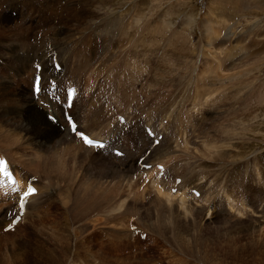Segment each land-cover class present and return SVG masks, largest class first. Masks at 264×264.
<instances>
[{
	"label": "rangeland",
	"instance_id": "1",
	"mask_svg": "<svg viewBox=\"0 0 264 264\" xmlns=\"http://www.w3.org/2000/svg\"><path fill=\"white\" fill-rule=\"evenodd\" d=\"M216 23L223 33L212 45H222L209 47L212 50L209 51L201 30ZM50 39L52 41L46 43ZM55 41L60 47L65 43L64 47L75 54L81 51L77 58L85 54L81 60L84 73H68L65 67L70 66L62 55L59 58L60 51L59 56L55 52ZM33 49L43 51L42 59L33 60L30 56ZM209 52L222 57V65L210 58ZM46 56L49 61L43 59ZM70 58L74 61L73 54ZM232 60L236 65L231 66ZM54 62L62 66L59 72L54 70ZM35 63L42 67L43 82L48 81L46 76L57 81V95L62 96L61 85L66 80L80 85L81 93L79 98H74L77 101L74 100L71 108L72 113L77 114L76 121L91 136L108 140L111 150L122 151L126 159L103 150L95 152L94 148L74 140L63 119L61 106L49 98L47 91H42L38 99L31 93ZM129 71L138 76L132 78L131 83L127 80ZM233 72L241 74L244 84L234 83L235 87H230L227 78L233 76ZM209 73L216 74V79L222 82L208 79ZM159 74L165 79L172 78L170 87L165 83L160 90L150 85L152 76L158 78ZM114 80L118 92L111 103L116 105L115 112L126 113L123 126L117 125L114 114L107 116L108 108L102 103L104 86ZM211 80L213 85L209 84ZM207 89L212 91V97ZM218 89L226 95H220ZM233 90H238V99L245 98L239 99L236 105L229 96ZM169 97L179 98L176 104L182 106L173 105L172 111L162 112L156 105L148 110L144 109L146 105L142 106L145 100H157L159 105L165 106ZM32 99L36 101L29 108L28 101L31 103ZM114 100L119 103L115 104ZM230 101L234 107H228ZM41 102H47L49 109ZM51 110L58 125L47 119ZM140 122L154 125L150 126L154 135L163 137L160 144L152 147L153 139L147 136ZM125 128L126 138L121 134ZM65 131L69 134L67 141L62 138ZM116 132L124 138L120 142L113 138L115 134L112 136ZM203 142L205 148L201 145ZM206 142L214 149L208 150ZM183 145L187 147L182 148ZM67 146L72 151L66 155L63 148ZM148 149L151 155L146 154ZM0 151L6 154L0 152L8 157L10 166L14 167L12 171L18 172L22 183L42 169L46 159L48 161L47 169H42L44 177L41 176L40 185L36 183L40 188L38 194L29 198L25 213L29 207L30 211L26 219L13 231H5L2 223L9 221L7 212L13 211L15 206L9 205L10 200L4 196L0 197V264H264V0H0ZM223 153H227V159L221 162L217 157ZM54 154L56 159L62 158L63 166H54L51 158ZM142 157L144 161L139 162ZM28 160L33 161L30 171L25 170ZM156 162L164 170L160 179L156 177ZM139 163L153 165L151 169L140 171ZM182 169L194 175L188 173L186 178L188 175ZM144 172L148 181L141 176ZM177 176L181 182L175 185L177 189L173 194L170 190ZM49 184L52 185L51 198L47 193L42 194ZM80 187L85 196L79 194ZM7 189L0 184V191ZM155 189L164 193V197ZM192 189L198 190V199L194 198ZM41 194L45 197L39 198ZM91 196L92 199L87 200ZM174 197H178L177 202ZM43 198L45 209L42 211L38 209ZM49 201L51 206H47ZM177 218L178 222L183 219L184 223H180L191 230L187 228L183 234L174 232L172 228L178 223ZM132 223L145 231V238L130 230ZM208 237L216 239L208 243Z\"/></svg>",
	"mask_w": 264,
	"mask_h": 264
},
{
	"label": "bare ground",
	"instance_id": "2",
	"mask_svg": "<svg viewBox=\"0 0 264 264\" xmlns=\"http://www.w3.org/2000/svg\"><path fill=\"white\" fill-rule=\"evenodd\" d=\"M157 1H159V0H157ZM141 17V16H140ZM138 20V19H137ZM219 20H221V18H219ZM221 32L223 33V30H222V28H218L217 27V23L216 24H213L212 25V27L211 28H209V29H203V30H201V33H202V35H203V38H204V41H205V39H206V41H207V47L209 48V47H215V48H218L219 46H221L222 45V43L221 44H215V45H212L213 44V41L214 40H218L219 38H220V34H221ZM235 33V32H234ZM94 34V33H93ZM226 34H227V36L226 37H228L229 35H228V32H226ZM234 35V34H233ZM96 36H99V35H96ZM66 38V37H65ZM98 38V37H97ZM90 39V38H89ZM53 40H55V39H53ZM62 40V39H61ZM220 40V39H219ZM69 42V41H68ZM194 43V42H193ZM199 43H201V42H199ZM46 44V43H45ZM64 45H65V43H63V47H60V45H58L57 43H56V41H55V52L56 53H58V56H59V51H60V56H59V58L61 57V55H62V58H63V60H65L66 62H68V64H69V66L70 67H65L64 66V63L62 64L66 69H67V71H68V73H70L71 75H73L74 73L75 74H80L81 72H83L84 73V69H85V67L84 66H82V64H81V60L83 59V57L85 56V54L84 53H82L80 56H81V58H77V56H78V54L81 52H79L78 51V53H76L75 54V52H71L70 51V49H67L66 47H64ZM48 46V45H47ZM68 46H69V44H68ZM72 46V45H71ZM73 48V47H72ZM234 48H236V46L234 47ZM53 49V48H52ZM65 49V50H64ZM192 49V48H191ZM194 49V48H193ZM74 50V49H73ZM50 51V50H49ZM209 51H212L210 48H209ZM45 52H46V49H45ZM77 52V51H76ZM135 52V51H134ZM27 53V52H26ZM41 53H43V51H41V50H39V51H37V49H33L32 50V55H30L31 57H33V60H37V59H42V57H41ZM25 54V53H24ZM51 54V53H50ZM73 54V59H74V61L70 58V56ZM51 56V55H50ZM209 56H210V58H212V59H215V60H218L219 62H220V64L222 65V57L220 58V56L219 55H216V54H213L212 52H209ZM66 57V58H65ZM90 57V56H89ZM95 58V57H94ZM45 61H49L48 60V57L46 56V57H44L43 58ZM137 60V59H136ZM149 60V59H148ZM27 61V60H26ZM186 61V60H185ZM148 62V61H147ZM52 63V62H51ZM50 63V64H51ZM124 63V62H123ZM27 64H28V61H27ZM93 64V63H92ZM176 64H178V61H177V63ZM182 64V63H181ZM186 64H188L187 63V61H186ZM196 64V63H195ZM48 65V64H47ZM116 65V64H115ZM149 65V64H148ZM189 65V64H188ZM197 65V64H196ZM234 65H236L235 64V62L233 63V60L231 61V66H234ZM19 66V65H18ZM43 66V65H42ZM72 66V67H71ZM124 66H126V68H130V66L129 65H126V64H124ZM124 66H123V68H124ZM190 66V65H189ZM192 66V65H191ZM230 66V67H231ZM155 67H157L156 65H155ZM197 67V66H196ZM23 68V67H22ZM46 68H48V67H46ZM198 68V67H197ZM220 68V65L219 64H217V69H219ZM133 69H134V67H133ZM178 69V68H177ZM230 69H232V68H230ZM33 70V69H32ZM35 70V69H34ZM48 70V69H47ZM51 70V69H50ZM128 70V69H127ZM136 70H138V69H136ZM154 70H156V68L154 69ZM192 70V69H191ZM8 71V70H7ZM138 71H140V70H138ZM142 71V70H141ZM145 71V70H144ZM173 71V70H172ZM175 71V70H174ZM204 71V70H203ZM9 72V71H8ZM28 72H30V71H28ZM43 72V71H42ZM41 72V73H42ZM59 72V71H58ZM30 73H32V71L30 72ZM48 73V72H47ZM138 73H140L141 74V72H138ZM138 73H137V75H138ZM193 74H194V70H193V72H192ZM204 73V72H203ZM234 73V72H233ZM180 75H181V73H179ZM200 74V73H199ZM206 74V73H205ZM223 74V73H222ZM30 75V74H29ZM49 75H50V72H49ZM53 75V74H52ZM179 75V76H180ZM198 75V74H197ZM203 75V74H202ZM240 73L238 72H236V73H234L233 74V76H228V80H229V82H231V83H229L230 84V87H235V85H234V83L235 84H237V85H241V83L242 84H244L241 80H240ZM31 76V75H30ZM44 76H45V73H44ZM77 76V75H76ZM136 75H133V73H131L130 71H129V76L127 77V80L129 81L128 83H131L132 82V80L134 79V77H135ZM158 76V75H157ZM173 76V75H172ZM200 76V75H199ZM48 76H46V78H47ZM138 77V76H137ZM137 77H135V78H137ZM165 77V76H164ZM163 76H162V74H159V76H158V78L154 75V76H152V80H151V82H152V84H150L152 87H159V89L161 88H163L162 86H164V84L165 83H169V87H170V85H171V83H173V80H172V78L171 79H169V78H164ZM181 77V76H180ZM186 77V76H185ZM192 77H194V76H192ZM196 77V76H195ZM194 77V78H195ZM208 77V79L209 78H212V79H215L214 80V82L216 83L217 81H221V80H219V79H216V74H212V73H209V75L207 76ZM206 77V78H207ZM213 77H215V78H213ZM221 77V76H220ZM224 77V76H223ZM53 78V77H52ZM74 78V77H73ZM133 78V79H132ZM162 78V79H161ZM178 78V83H179V81H180V78L179 77H177ZM187 78V77H186ZM197 78H198V76H197ZM201 78V77H200ZM192 79V78H191ZM196 79V78H195ZM203 79V78H202ZM126 80V81H127ZM136 80V79H135ZM184 79H182V81H183ZM231 80H233V81H231ZM134 81V80H133ZM177 81H174V82H177ZM186 81H189V80H186ZM196 81V80H195ZM252 81V80H251ZM33 82V81H32ZM192 82V81H191ZM198 82V81H197ZM222 82V81H221ZM25 83V82H24ZM142 83H144V82H142ZM203 83V82H202ZM213 83V80H211L210 81V83L209 84H211V85H213L212 84ZM127 84V83H126ZM208 84V85H209ZM221 84V83H220ZM31 85H33V84H31ZM30 85V86H31ZM186 85V84H185ZM192 85V84H191ZM203 86H205V84H202ZM222 85V84H221ZM127 86V85H126ZM174 86H176L177 87V85L176 84H174ZM190 86V85H189ZM224 86V85H223ZM226 86V85H225ZM225 86H224V88H225ZM227 86H229V85H227ZM58 87V86H57ZM151 87V88H152ZM187 87V86H186ZM202 87V86H201ZM209 86H207V88H208ZM214 87V86H213ZM32 87H30V89H31ZM128 88V87H127ZM171 88H172V86H171ZM181 88H183V87H181ZM185 88V87H184ZM210 88V87H209ZM220 88H222V87H220ZM223 88V89H224ZM226 88H228V87H226ZM225 88V89H226ZM33 89V88H32ZM129 89V88H128ZM128 89H126V91L128 92ZM153 89V88H152ZM160 89V90H161ZM206 89V88H205ZM212 89V88H211ZM201 90V89H200ZM208 90V94H209V96H211V93H212V91L211 90H209V89H207ZM228 90V92L230 91L229 89H227ZM32 91V90H31ZM150 91V90H149ZM172 91V90H171ZM183 91H185V90H183ZM196 93H197V91L196 90H194ZM218 92L220 91L219 89L217 90ZM42 92V91H41ZM148 92V91H147ZM215 92V91H214ZM221 92V91H220ZM219 92V93H220ZM222 92H224V90H222ZM227 92V91H226ZM31 93H33V92H31ZM200 93V92H199ZM204 93V92H203ZM216 93V92H215ZM26 94H29V93H26ZM42 94H44V93H42ZM150 94L151 95H153L154 93L152 92V90L150 91ZM172 94H174V91H173V93ZM222 93H220V95H221ZM30 95V94H29ZM41 95V94H40ZM126 95V94H125ZM193 95H195V94H193ZM206 95H207V93H206ZM223 95V97L226 95H224V94H222ZM228 95V94H227ZM33 96V95H32ZM43 96V95H42ZM42 96H40V97H42ZM129 96V95H128ZM128 96L127 97H125L124 96V98H127L128 99ZM181 96V95H180ZM179 96V97H180ZM196 96V95H195ZM194 96V97H195ZM203 96V95H202ZM202 96H201V99H202ZM229 96H231V99H233L234 100V103H235V105L239 102V99L240 100H243V99H245V98H241V97H239V99H238V90L236 91V90H233V93L232 94H230ZM229 96H228V98H229ZM134 97V96H133ZM194 97H192V98H194ZM212 97V96H211ZM211 97L209 98V100L211 99ZM220 97V96H219ZM27 98H28V96H27ZM30 98H32V97H30ZM89 98V97H88ZM156 98H157V96H156ZM187 98H188V96H187ZM203 98H205L204 99V101H206V97L204 96ZM208 98V97H207ZM227 97H225V99H226ZM227 98V99H228ZM46 99V98H45ZM130 99V98H129ZM134 99V98H133ZM178 99L179 98H177V97H169V101H167V103H166V105L165 106H162V104H160L159 105V102H157V100H156V102H153V101H147L146 102V100H145V103H143L142 104V106L144 107L145 105V107H144V109H149V108H152L153 109V107L156 105L157 106V110L158 111H160V112H162V111H164L165 109H169V111H172V109H173V105L175 106V105H177V106H179L178 104H176V101H178ZM189 99V98H188ZM195 99V98H194ZM200 99V98H199ZM198 99V100H199ZM200 99V100H201ZM227 99L225 100L226 102H227ZM230 99V98H229ZM39 100H42V99H39ZM132 100V99H131ZM197 100V101H198ZM208 100V99H207ZM216 100V99H215ZM221 100V99H220ZM232 100V101H233ZM34 101H36V100H31V103H30V101H28V107L30 108V104H33V103H35ZM122 101V100H121ZM204 101H202L203 103L202 104H204ZM214 101V100H213ZM224 101V100H223ZM229 101V100H228ZM38 102H40V101H38ZM193 102H194V100H193ZM243 102V101H242ZM171 103V104H170ZM179 103V102H178ZM197 103V102H196ZM207 103H209L208 101H207ZM217 103V102H216ZM86 104V103H85ZM195 104V103H194ZM228 104H229V106L228 107H234V104L232 103V105H231V101L230 102H228ZM41 105V104H40ZM91 105H92V103H91ZM198 105V104H197ZM207 105V104H206ZM205 105V106H206ZM241 105V104H240ZM76 106V105H75ZM139 106V105H138ZM176 106V107H177ZM182 106V105H181ZM181 106H179V108L181 107ZM208 106V105H207ZM212 106V105H211ZM39 107V106H38ZM199 107H200V105H199ZM198 107V108H199ZM203 107H204V105H203ZM221 107H222V105H221ZM225 107V106H224ZM208 108H210V107H208ZM213 108V107H212ZM236 108V107H235ZM49 109V108H48ZM152 109H150V111H152ZM239 109V108H238ZM44 110V109H43ZM81 110V109H80ZM234 110V109H233ZM232 110V111H233ZM45 111H47L46 109H45ZM49 111V110H48ZM55 111V110H54ZM77 111V110H76ZM237 111V110H236ZM36 112V111H35ZM92 112H94L95 114H96V111H92ZM101 112V111H100ZM213 112V111H212ZM49 113V112H48ZM51 113L54 115V112L51 110ZM85 113V112H84ZM89 113V112H88ZM166 113H167V111H166ZM216 113H218L217 111H216ZM232 113V112H231ZM233 113H235L234 111H233ZM168 114V113H167ZM229 114V113H228ZM203 115H204V113H203ZM217 115V114H216ZM104 116V115H103ZM155 116V115H154ZM168 116H171V115H168ZM174 116H175V114H174ZM207 116V115H206ZM232 116V115H231ZM87 117V116H86ZM97 117V116H96ZM105 117V116H104ZM103 117V119H105ZM132 117V116H131ZM172 117V116H171ZM229 117V116H228ZM94 118H95V116H94ZM94 118L92 119V120H94ZM100 118H101V116H100ZM108 118V117H107ZM175 118V117H174ZM173 118V119H174ZM178 117L176 116V118L175 119H177ZM226 118H227V116H226ZM128 119H129V117H128ZM86 120V119H85ZM102 120V119H101ZM178 120V119H177ZM203 120H205V119H203ZM209 120V119H208ZM109 121V120H108ZM179 121V120H178ZM197 121V120H196ZM202 120H200V122H201ZM210 122L212 121V119L210 118V120H209ZM87 122V121H86ZM180 122V121H179ZM189 122V121H188ZM193 122V121H192ZM192 122L190 123V124H192ZM207 122V121H206ZM214 122V121H213ZM66 123V122H65ZM103 123V122H102ZM104 123H105V120H104ZM110 123V122H109ZM147 123V122H146ZM177 123V122H176ZM204 123V122H203ZM48 124V123H47ZM119 123H117V125H118ZM131 124V123H130ZM88 125V124H87ZM92 125V124H91ZM97 125V124H96ZM99 125V124H98ZM109 125V124H108ZM124 124H122L121 126H123ZM136 125V124H135ZM177 125V124H176ZM193 125V124H192ZM205 125H206V123H205ZM102 126V125H101ZM100 126V127H101ZM120 126V127H121ZM181 126V125H180ZM200 126H202V125H200ZM204 126V125H203ZM99 126L97 127V128H100ZM104 127V126H103ZM116 127V126H115ZM183 127V126H182ZM186 127V126H185ZM190 127V126H189ZM198 127H199V124H198ZM206 127V126H205ZM121 128H123V127H121ZM191 128V127H190ZM108 129V128H107ZM135 129V128H134ZM184 129V128H183ZM197 129V128H196ZM207 129V128H206ZM66 130V129H65ZM86 130V129H85ZM98 130V129H97ZM121 130V129H120ZM133 130V129H132ZM156 130V129H155ZM48 131V130H47ZM55 131V130H54ZM107 131V130H106ZM136 131H137V129H136ZM135 131V132H136ZM196 131V130H195ZM232 131H233V129H232ZM56 132V131H55ZM104 132V131H103ZM134 132V131H133ZM183 133H184V131H182ZM94 133V132H93ZM111 133V132H110ZM178 133V132H177ZM197 133V132H196ZM95 134V133H94ZM100 134V133H99ZM115 134V135H114ZM133 134V133H132ZM191 134V133H190ZM200 134H202V133H200ZM97 136H98V134H96ZM114 135V136H113ZM126 135V134H125ZM137 135V134H136ZM146 135V134H145ZM159 135V134H158ZM158 135H154V137H152V139L154 140V138H156ZM187 135H189L188 133H187ZM192 135V134H191ZM68 136H69V134H68V132L67 131H65V132H63V134H62V138L63 139H67L68 138ZM93 136V135H92ZM106 136V135H105ZM111 136V135H110ZM112 136H113V138H115L116 139V141L117 142H120V140L122 139H124L125 138V136H124V138H122L121 136H120V134L118 133V132H116V133H112ZM130 136H131V134H130ZM133 136V135H132ZM135 136V135H134ZM139 136V135H138ZM142 136V135H141ZM186 136V135H185ZM71 137V136H70ZM144 137H146V136H144ZM176 137V136H175ZM177 137H179V136H177ZM203 137V136H202ZM132 138V137H131ZM142 138H143V136H142ZM173 138V137H172ZM181 138V137H180ZM188 138H189V136H188ZM140 139V138H139ZM151 139V140H152ZM163 139V137L160 139V141ZM190 139V138H189ZM68 140V139H67ZM66 140V141H67ZM74 140H76L77 142H80V140H78L75 136H74ZM132 140V139H131ZM170 140V139H169ZM176 140V139H175ZM71 141V140H70ZM133 141H134V139H133ZM136 141V140H135ZM159 141V142H160ZM165 141V140H164ZM184 141H185V139H184ZM206 141V140H205ZM138 142V141H137ZM141 142V141H140ZM158 142V144H160ZM168 142V141H167ZM209 142V141H208ZM110 143V142H109ZM108 143V144H109ZM112 143V142H111ZM128 143V142H127ZM126 143V144H127ZM146 143V142H145ZM153 143V142H152ZM185 143H186V141H185ZM207 143V142H206ZM227 143H230V142H227ZM77 144V143H76ZM82 144V143H81ZM107 144V145H108ZM125 144V143H124ZM157 144V145H158ZM165 144V143H164ZM184 144V143H183ZM187 144V143H186ZM207 144H209V143H207ZM83 145V144H82ZM116 145V144H115ZM136 145V144H135ZM146 145V144H145ZM144 145V146H145ZM157 145H155V146H157ZM166 145V144H165ZM201 145H203V147H204V142H203V144H201ZM212 144H209V146H207V149L208 150H211V149H214V147H212L211 146ZM217 145V144H216ZM226 145V144H225ZM50 146V145H49ZM84 146V145H83ZM133 146V145H132ZM140 146H141V144H140ZM151 146V145H150ZM161 146H162V144H161ZM172 146H173V144H172ZM171 146V147H172ZM184 146L185 145H183L182 146V148H184ZM190 146V145H189ZM215 146V145H214ZM220 147H221V145H219ZM223 146V145H222ZM232 146V145H231ZM40 147V146H39ZM62 147V146H61ZM129 147V146H128ZM159 147V146H158ZM185 147H187V145L185 146ZM192 147V146H191ZM217 147V146H216ZM82 148V147H81ZM84 148V147H83ZM87 148H89V147H87ZM132 148V147H131ZM136 148H137V146H136ZM147 149V147H144V149ZM163 148V147H162ZM165 148V147H164ZM163 148V149H164ZM168 148H169V146H168ZM175 148V147H174ZM174 148H172V150L174 149ZM205 148V147H204ZM41 149V148H40ZM140 149H142L141 147H140ZM154 149V148H153ZM167 149V148H166ZM195 149V148H194ZM217 149V148H216ZM219 149V148H218ZM63 150L65 151V154L67 155V154H70L71 153V151H72V148L71 147H69V146H67V147H64L63 148ZM155 150H156V148H155ZM155 150H152V151H155ZM171 150V149H170ZM175 150V149H174ZM200 149H198V151H199ZM205 150V149H204ZM92 151V150H91ZM143 151V150H142ZM147 151V150H146ZM159 151V150H158ZM178 151H180V150H178ZM197 151V150H196ZM213 151V150H212ZM0 152H2L4 155H6L3 151H0ZM138 152H139V150H138ZM145 152V151H144ZM171 152V151H170ZM184 153H185V155H186V151H183ZM191 152H193V151H191ZM201 152V153H200ZM200 154H202V151L200 150ZM181 153V152H180ZM179 153V154H180ZM204 153V152H203ZM210 153V152H209ZM50 154V153H49ZM142 154H143V152H142ZM148 154H150V152L148 153ZM197 154V153H196ZM208 154V153H207ZM1 155V154H0ZM52 155V154H51ZM60 155V154H59ZM134 155V154H133ZM140 155H141V153H140ZM151 155V154H150ZM159 154H157V156H158ZM166 155V154H165ZM169 155V154H168ZM203 155V154H202ZM225 155L227 156V153H223L222 155H218V159H220L221 160V162H223L224 161V159L226 158L225 157ZM58 156V155H57ZM108 156H110V155H108ZM136 156V155H135ZM160 156V155H159ZM163 156V155H162ZM172 156V155H171ZM181 156V155H180ZM182 156H184V154H182ZM189 156V155H188ZM199 156H201V155H199ZM6 157V156H5ZM60 157V156H59ZM125 157V155H123V157H121V158H124ZM129 157V156H128ZM141 157V156H140ZM149 157V156H148ZM174 157V156H173ZM176 158H177V156H175ZM174 157V158H175ZM185 157V156H184ZM183 157V158H184ZM37 159H39V157H36ZM52 158V160L55 162V165L54 166H56V167H61V166H63V163H62V158L60 157V159H56L55 158V154L51 157ZM181 158V157H180ZM180 158H178V159H180ZM187 158V156L185 157V159ZM189 158V157H188ZM191 158H192V156H191ZM200 158H202V156L200 157ZM7 159H8V157H7ZM32 159V158H31ZM108 159V158H107ZM124 159H126V158H124ZM147 159V158H146ZM204 159H205V156H204ZM206 159H208V158H206ZM227 159V158H226ZM116 160V159H115ZM135 160V159H134ZM150 160V159H149ZM161 160H163V159H161ZM166 160V159H165ZM165 160H163V161H165ZM187 160V159H186ZM191 160V159H190ZM189 160V161H190ZM201 160V159H200ZM216 160V159H215ZM223 160V161H222ZM143 161H144V159H143ZM162 161V162H163ZM188 161V162H189ZM218 161V160H217ZM47 159H46V162H45V165H44V170L45 169H47L46 168V166H47ZM53 162V163H54ZM142 162V161H141ZM202 162V161H201ZM205 161H203V164H207V163H204ZM214 163H215V161H213ZM120 163V162H119ZM137 163V162H136ZM157 163V162H156ZM214 163H212L211 165H214ZM27 166H26V169L25 170H27V171H30L29 170V168L33 165V161H30V160H28L27 161ZM146 164V163H145ZM165 164H168V163H165ZM50 165V167H51V164H49ZM139 165H141L140 163L138 164V166ZM190 165V164H189ZM188 165V166H189ZM200 165V164H199ZM208 165H210V164H208ZM210 165V166H211ZM167 166V165H166ZM176 166V165H175ZM179 166V165H178ZM12 167V166H11ZM67 167V166H66ZM123 167V166H122ZM140 167V166H139ZM200 167V166H199ZM208 167V166H207ZM12 168H14V167H12ZM33 168H35V167H33ZM42 168V169H43ZM55 168V167H54ZM171 168V167H170ZM129 169V168H128ZM180 169V168H179ZM201 169V168H200ZM209 169H210V167H209ZM15 170V169H14ZM39 170V169H38ZM58 170V169H57ZM72 170V169H71ZM154 170V169H153ZM177 171H178V169H176ZM189 170V169H188ZM192 170V169H191ZM202 170V169H201ZM200 170V171H201ZM205 170V169H204ZM207 170V169H206ZM217 170V169H216ZM221 170V169H220ZM234 170H236V169H234ZM169 171V170H168ZM180 171V170H179ZM211 171V170H210ZM231 171V170H230ZM48 172V171H47ZM55 172V171H54ZM65 172V171H64ZM68 172V171H67ZM79 172V171H78ZM174 172V171H173ZM172 172V173H173ZM182 172H184V174H187L188 175V173L189 172H186L184 169H182ZM193 172V171H192ZM195 172V171H194ZM209 171H207L206 173H208ZM214 172V171H213ZM218 172H220V171H218ZM217 172V173H218ZM233 172V171H232ZM237 172V171H236ZM235 172V173H236ZM13 173H14V175L16 176V179H17V184L18 185H20L22 182H21V178H20V175L18 174V172L17 171H13ZM56 173V172H55ZM212 173V172H211ZM220 173H222V172H220ZM37 175V176H39L40 177V179H41V176H42V174H37V173H34L31 177H33L34 175ZM65 174V173H64ZM78 174V173H77ZM130 174V173H129ZM183 174V173H182ZM189 174H192V173H189ZM200 174V173H199ZM231 174V173H230ZM230 174H228V175H230ZM233 174V173H232ZM22 175H23V173H22ZM140 175V174H139ZM151 175V174H150ZM192 175H194V174H192ZM198 175V174H197ZM201 175V174H200ZM203 175H204V173H203ZM227 175V176H228ZM47 176V175H46ZM185 176V175H184ZM191 176V175H190ZM210 176V175H209ZM223 176V175H222ZM235 176V175H234ZM44 177V176H43ZM48 177V176H47ZM50 177H52V176H50ZM71 177V176H70ZM69 177V178H70ZM102 177V176H101ZM169 177V176H168ZM186 178H188L189 177V175L188 176H185ZM208 177V176H207ZM229 177V176H228ZM237 177V176H236ZM236 177H235V179H236ZM49 178V177H48ZM74 178V177H73ZM106 178V175L105 176H103V179H105ZM119 178V177H118ZM124 179H125V177H123ZM194 178V177H193ZM201 178H203L202 177V175H201ZM231 178V177H230ZM233 179H234V177H232ZM40 179H38L37 181H39ZM130 179V178H129ZM196 179V178H195ZM206 179V178H205ZM228 179V178H227ZM232 179V180H233ZM61 180V179H60ZM72 180V179H71ZM102 180V179H101ZM131 180V179H130ZM237 180V179H236ZM36 181V182H37ZM74 181V180H73ZM125 181V180H124ZM186 181H188V179L186 180ZM186 181H184V182H186ZM193 181V180H192ZM229 181V180H228ZM234 181V180H233ZM123 182V181H122ZM191 182V181H190ZM202 182V181H201ZM231 182V181H230ZM68 183V182H67ZM71 183H74V182H71ZM119 183V182H118ZM129 183V182H128ZM154 183V182H153ZM188 183V182H187ZM192 183V182H191ZM194 183H195V180H194ZM82 184V183H81ZM127 184V183H126ZM182 184H184V183H182ZM230 184V183H229ZM231 184H233V183H231ZM129 186V188H130V186H131V184H128ZM134 185V184H133ZM185 185H186V183H185ZM193 185V184H192ZM233 185H235V183L233 184ZM49 186H50V184H49ZM89 186V185H88ZM91 186V185H90ZM118 186V185H117ZM125 186V185H124ZM151 185H149L148 187H150ZM157 186V185H156ZM195 186H196V184H195ZM46 187V186H45ZM151 187H153L154 188V186H153V184H152V186ZM194 187V186H193ZM200 187V186H199ZM127 188V187H126ZM40 189V188H39ZM92 189V188H91ZM132 189V188H131ZM145 189V188H144ZM149 189V188H148ZM152 189V188H151ZM190 189V188H189ZM93 190V189H92ZM156 190V189H155ZM212 190V189H211ZM6 191V190H5ZM65 191V190H64ZM134 191H136V190H134ZM198 191V190H197ZM247 191V190H246ZM66 192V191H65ZM78 192H79V194H81V193H83V196H85V191L83 190V188L82 187H80V189H78ZM100 192V191H99ZM142 192V191H141ZM156 192H157V194L158 195H160V197H164L162 194H164V193H162L161 191H158V190H156ZM164 192H165V190H164ZM129 193V190L127 189V194ZM143 193H145V192H143ZM170 193V192H169ZM38 194V192L35 194V195H32L31 197H33V196H36ZM88 194V193H87ZM131 194V193H130ZM130 194H128V195H130ZM188 194V193H187ZM89 195V194H88ZM91 195H92V193H91ZM142 195V194H141ZM168 196H169V194H167ZM167 195H165V197L167 198L168 196ZM185 196V194H183L182 193V196ZM229 195V194H228ZM82 196V195H81ZM95 196V195H94ZM131 196V195H130ZM180 196H181V194H180ZM79 197V196H78ZM92 197L93 196H91V197H88L87 198V200H91L92 199ZM139 197H140V195H139ZM159 197V196H158ZM179 197V196H178ZM178 197H176V199H175V197H174V199L176 200H172V201H175V202H177V198ZM212 197V196H211ZM82 200H83V197H80ZM169 198V197H168ZM173 198V197H172ZM186 198H188L187 197V195H186ZM212 198H214V197H212ZM227 199H228V197H226ZM234 198V197H233ZM86 199V198H85ZM84 199V200H85ZM180 199H181V197H180ZM190 199V198H189ZM226 199V200H227ZM165 200H169V199H165ZM39 201H40V199H39ZM124 201V203H125V201H126V199L125 200H123ZM180 201V200H179ZM178 201V203H181V202H179ZM183 201V200H182ZM213 201V200H212ZM230 201V200H229ZM232 201V200H231ZM241 201V200H240ZM35 202V201H34ZM33 202V203H34ZM78 202V201H77ZM81 202V201H80ZM167 202H169V201H167ZM186 202V201H185ZM185 202H183V203H185ZM188 202H191V201H188ZM201 202V201H200ZM235 202V201H234ZM170 203V202H169ZM168 203V204H169ZM183 203H181V204H183ZM187 203V202H186ZM239 203V202H238ZM87 204V203H86ZM85 204V205H86ZM110 204V203H109ZM173 204V203H172ZM199 204V203H198ZM230 204V203H229ZM236 204V203H235ZM243 204V203H242ZM122 205H124V204H122ZM176 204H174V206H175ZM187 205V204H186ZM188 205H190V204H188ZM195 205V204H194ZM226 205H228V204H226ZM28 206V205H27ZM88 206V205H87ZM121 206V205H120ZM165 206V205H164ZM178 207H179V204L177 205ZM176 206V207H177ZM196 206V205H195ZM206 206V205H205ZM209 206V205H208ZM225 206V205H224ZM33 207V206H32ZM178 207H177V209H178ZM184 207V206H183ZM229 206H227V208H228ZM30 208V207H29ZM59 210H60V207H57ZM121 208V207H120ZM180 208V207H179ZM186 208H187V206H186ZM190 208V207H189ZM189 208H187V209H189ZM199 208H200V206H199ZM212 208V207H211ZM218 208V207H217ZM230 208H231V206H230ZM233 208H236L235 206L233 207ZM167 209V208H166ZM176 209V211L175 212H177L178 210ZM229 209V208H228ZM83 210V209H82ZM125 210V209H124ZM170 211H171V208L169 209ZM174 210V209H173ZM180 211L182 210L181 208L179 209ZM200 210V209H199ZM230 211H231V209H229ZM233 210V209H232ZM30 211V210H29ZM61 211V210H60ZM189 211V210H188ZM207 211V210H206ZM205 211V212H206ZM237 211V210H236ZM223 212V211H222ZM233 212V211H232ZM171 213H172V211H171ZM216 213V212H215ZM244 213V212H243ZM176 214H179V213H175V215ZM198 214V213H197ZM204 214H206V213H204ZM211 214V213H210ZM214 214V213H213ZM25 215V214H24ZM159 215V214H158ZM184 215V214H183ZM208 215H209V213H208ZM207 215V216H208ZM127 216H129V215H127ZM162 216V215H161ZM170 216V215H169ZM201 216V215H200ZM211 216V215H210ZM172 217V216H171ZM177 217V216H176ZM222 217H224V216H222ZM156 218H158V217H156ZM161 219H162V217H161ZM160 219V220H161ZM176 219V218H175ZM188 219V218H187ZM159 219H157L156 221H158ZM178 220H179V218H177V222H178ZM183 220V219H182ZM180 221V222H182V223H184V220L183 221ZM200 221H201V219H200ZM159 222V221H158ZM176 222V221H175ZM180 222H178L179 224H181V226H179L178 225V223H175V225L173 226V231L174 232H178V233H186L187 232V228H188V230L190 231L191 230V228L189 227V226H185L184 224H182V223H180ZM187 222H189V221H187ZM160 223V222H159ZM159 223H158V225H159ZM141 224V223H140ZM188 224V223H187ZM161 225V224H160ZM170 225V224H169ZM190 225V224H189ZM152 226V225H151ZM149 228V227H148ZM160 228H161V226H160ZM233 229V228H232ZM162 230H163V228H162ZM171 230V229H170ZM234 230V229H233ZM121 237V236H120ZM221 238V237H220ZM120 240H121V238H119ZM214 239H216V238H209L208 237V243H212L213 242V240ZM117 241V240H116ZM208 245V244H207ZM212 247V246H211ZM80 263V262H79Z\"/></svg>",
	"mask_w": 264,
	"mask_h": 264
},
{
	"label": "snow or ice",
	"instance_id": "3",
	"mask_svg": "<svg viewBox=\"0 0 264 264\" xmlns=\"http://www.w3.org/2000/svg\"><path fill=\"white\" fill-rule=\"evenodd\" d=\"M69 124L72 125V129L74 132H76L80 139L83 141V143L89 147H98V148H103L104 145L101 143V144H96L93 140H91L86 134L84 133H81L79 132L78 128L76 127V125L71 121L69 120ZM119 155V153H117ZM161 171H163L161 169ZM177 183H179V181H177ZM35 193V189L31 186L28 187L27 191L24 193V195L20 198V208H21V211H23L24 209V206H25V202L26 200Z\"/></svg>",
	"mask_w": 264,
	"mask_h": 264
},
{
	"label": "built area",
	"instance_id": "4",
	"mask_svg": "<svg viewBox=\"0 0 264 264\" xmlns=\"http://www.w3.org/2000/svg\"><path fill=\"white\" fill-rule=\"evenodd\" d=\"M240 34V33H239Z\"/></svg>",
	"mask_w": 264,
	"mask_h": 264
}]
</instances>
